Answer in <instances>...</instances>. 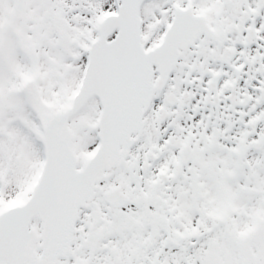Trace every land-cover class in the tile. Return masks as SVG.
<instances>
[{
    "label": "snow or ice",
    "instance_id": "snow-or-ice-1",
    "mask_svg": "<svg viewBox=\"0 0 264 264\" xmlns=\"http://www.w3.org/2000/svg\"><path fill=\"white\" fill-rule=\"evenodd\" d=\"M0 264H264V0H0Z\"/></svg>",
    "mask_w": 264,
    "mask_h": 264
}]
</instances>
